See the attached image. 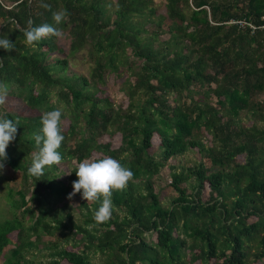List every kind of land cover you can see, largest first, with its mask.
<instances>
[{
  "label": "trees",
  "instance_id": "16d2710c",
  "mask_svg": "<svg viewBox=\"0 0 264 264\" xmlns=\"http://www.w3.org/2000/svg\"><path fill=\"white\" fill-rule=\"evenodd\" d=\"M155 1L43 0L49 11L42 0H0V37L14 44L0 48V82L9 87L0 117L19 122L0 171L2 264H33L26 254L57 229L81 238H71L74 251L55 247L45 264H91V249L103 264H264V0ZM57 10L68 16L54 25ZM29 19L62 36L26 45ZM77 55L86 73L74 70ZM112 75L126 104L101 88ZM56 108L63 161L37 179L27 171L33 136L41 113ZM186 153L194 161L171 167L176 196L163 208L153 180ZM103 156L134 177L113 191L111 218L97 224L99 202L77 207L67 196L76 163ZM65 173L67 182L58 179Z\"/></svg>",
  "mask_w": 264,
  "mask_h": 264
},
{
  "label": "clouds",
  "instance_id": "9594fccd",
  "mask_svg": "<svg viewBox=\"0 0 264 264\" xmlns=\"http://www.w3.org/2000/svg\"><path fill=\"white\" fill-rule=\"evenodd\" d=\"M40 6L51 11V5L44 3L43 0ZM51 14L54 25L61 24L68 16L67 10L52 11ZM54 25L43 23L34 26V22L29 19L27 26L22 30L24 43L33 46L50 36L61 37L60 29ZM0 48L11 51L14 49V44L7 37H0ZM8 93L9 87L0 82V106L6 104ZM62 115L59 108L43 111L40 115L39 132L33 136L35 151L32 153L31 164L27 169L28 174L37 179L44 175L45 167L60 165L63 161L59 152L64 141L61 127ZM18 123V121L14 123L11 119L0 117V171L4 168L3 161L7 160L6 149L16 139ZM74 172L77 179L72 182V191L67 199L71 200L73 196L80 193L81 198L86 201L99 202L98 208L93 213V219L97 224L105 223L111 218L113 191H123L134 177L130 168L111 156L85 158L78 161Z\"/></svg>",
  "mask_w": 264,
  "mask_h": 264
},
{
  "label": "rangeland",
  "instance_id": "374dc122",
  "mask_svg": "<svg viewBox=\"0 0 264 264\" xmlns=\"http://www.w3.org/2000/svg\"><path fill=\"white\" fill-rule=\"evenodd\" d=\"M157 4H161V1L156 0L155 1ZM157 7L159 8L160 6L157 5ZM83 57L81 55H77L76 58L72 61V63L75 65V69L77 72L79 73H86L88 70V65H87V61L86 59H82ZM117 77V76H116ZM115 75L109 76V77H105V84L104 86H101V88L104 90L105 92V96H107L108 98L114 100L115 102H120L123 101L124 104H126V97L125 95H123L121 92H119L117 90V86L116 83H119L120 78L117 77L116 78ZM20 107H17V109ZM104 139H106L105 137H103ZM112 145L113 147L117 146L120 143V135H114V138L111 139ZM152 143L154 145V148L150 150V152H154L155 151V147L158 143V141L153 138L152 139ZM194 161V157L191 153H186L184 156H180L178 158H171L168 160L167 164L165 165V167L163 169L160 170L159 174L154 178L153 183H154V190L158 191V194H160V204L161 206H163V208H167L170 205L171 202V196H176V192L173 191V189L169 186V183L171 181L170 178V171L172 170L171 167H175L178 168V166L180 165H185L186 167L191 165L192 162ZM202 161H206L205 158H202ZM69 164H71V161H68ZM178 170V169H177ZM61 168H58L57 173H60ZM8 176H12V174L10 172H7ZM66 173L63 174L62 176H60L58 179L62 180L63 182H67L66 179ZM20 182L19 177H15L13 180H11L9 182V187H14L17 186V184ZM182 187H184V185H182ZM5 188L0 189V195H4L5 194ZM70 190L72 191V188H70ZM188 193H191V190L188 189L187 190ZM208 192V187L205 188V190H203L202 194H201V199L205 200L206 198V194ZM14 199L18 200V197L13 196ZM63 201H66L67 199H62ZM82 200V202L89 204L90 201H86L84 199L81 198L80 194H76V196H73L71 200H68L67 203L69 205L72 206H77L78 203ZM3 200L0 197V204H2ZM57 206H61V202L57 201L56 203ZM78 207V206H77ZM85 209L83 208L84 211ZM77 211V213L81 212ZM76 211L72 210V214L74 215V217H79V214H77ZM82 213V212H81ZM9 215H7L6 217H8ZM75 219V218H74ZM87 227H91V225H88ZM178 235V234H177ZM174 234V236H177ZM148 240H153L155 234L154 233H149V234H145L144 235ZM10 237L12 239H15L14 237V233H12L10 235ZM181 236H179L180 238ZM71 238L75 239V240H79L81 238V235H71L67 232V230H62V229H57L55 231H53L50 234H45L42 233L41 234V242L38 246V248H31L28 252L27 255V259H30L33 261V264H45L47 261L51 260V257L49 256V254L55 250L57 248H63L67 251H74L76 250V247L72 245V241ZM34 239V238H32ZM85 241H81V247L82 244ZM47 246V247H46ZM7 248H11V246H8ZM4 249V250H7ZM80 249V248H79ZM252 249L250 251V253H253ZM82 249L79 251L81 252ZM94 249H91L90 251H86V254H88L89 256V261L91 264H103V257H105L104 254H101L100 252L96 251L94 252ZM0 264H2V258H0ZM61 264H69L66 260H61ZM253 264H262L261 262H254Z\"/></svg>",
  "mask_w": 264,
  "mask_h": 264
}]
</instances>
